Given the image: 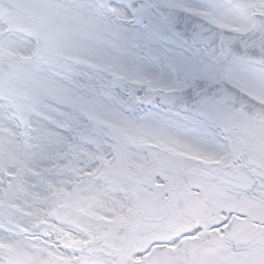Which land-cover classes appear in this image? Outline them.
Segmentation results:
<instances>
[{
  "label": "snow or ice",
  "instance_id": "1",
  "mask_svg": "<svg viewBox=\"0 0 264 264\" xmlns=\"http://www.w3.org/2000/svg\"><path fill=\"white\" fill-rule=\"evenodd\" d=\"M0 264H264V0H0Z\"/></svg>",
  "mask_w": 264,
  "mask_h": 264
}]
</instances>
